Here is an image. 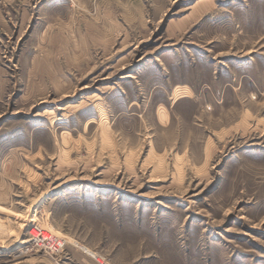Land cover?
<instances>
[{
	"label": "rangeland",
	"instance_id": "rangeland-1",
	"mask_svg": "<svg viewBox=\"0 0 264 264\" xmlns=\"http://www.w3.org/2000/svg\"><path fill=\"white\" fill-rule=\"evenodd\" d=\"M0 264H264V0H0Z\"/></svg>",
	"mask_w": 264,
	"mask_h": 264
},
{
	"label": "built area",
	"instance_id": "built-area-1",
	"mask_svg": "<svg viewBox=\"0 0 264 264\" xmlns=\"http://www.w3.org/2000/svg\"><path fill=\"white\" fill-rule=\"evenodd\" d=\"M29 234L34 246L50 255L56 256L66 251L67 243L65 239L56 234L51 227L34 225Z\"/></svg>",
	"mask_w": 264,
	"mask_h": 264
}]
</instances>
